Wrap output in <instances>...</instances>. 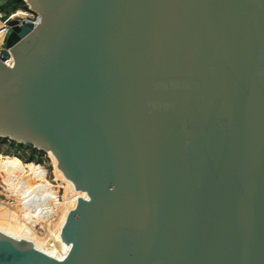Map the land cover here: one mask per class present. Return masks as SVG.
Instances as JSON below:
<instances>
[{
  "label": "water",
  "instance_id": "1",
  "mask_svg": "<svg viewBox=\"0 0 264 264\" xmlns=\"http://www.w3.org/2000/svg\"><path fill=\"white\" fill-rule=\"evenodd\" d=\"M21 1L0 133L110 193L63 260L0 264H264V0Z\"/></svg>",
  "mask_w": 264,
  "mask_h": 264
},
{
  "label": "bare ground",
  "instance_id": "2",
  "mask_svg": "<svg viewBox=\"0 0 264 264\" xmlns=\"http://www.w3.org/2000/svg\"><path fill=\"white\" fill-rule=\"evenodd\" d=\"M24 145L0 133V195L7 201L0 202V235L61 261L88 209L110 192L76 190L56 168L50 152L37 150L49 156L65 187L51 183L41 159L26 163L14 152L25 151Z\"/></svg>",
  "mask_w": 264,
  "mask_h": 264
},
{
  "label": "built area",
  "instance_id": "3",
  "mask_svg": "<svg viewBox=\"0 0 264 264\" xmlns=\"http://www.w3.org/2000/svg\"><path fill=\"white\" fill-rule=\"evenodd\" d=\"M31 20L32 22L37 21V16L32 13L29 9V7L23 3L22 5L18 6V8L11 14H6L2 11H0V60L2 58V53L4 51V40L6 37V34L9 30V24L11 21H18L19 23L25 20ZM5 61H9L5 60ZM4 145H9V143H2ZM10 146V145H9ZM24 148H28L24 146ZM18 153V151H15ZM22 159V158H21ZM35 163H37V159L34 158ZM23 160V159H22ZM24 161V160H23ZM1 182V179H0Z\"/></svg>",
  "mask_w": 264,
  "mask_h": 264
},
{
  "label": "rangeland",
  "instance_id": "4",
  "mask_svg": "<svg viewBox=\"0 0 264 264\" xmlns=\"http://www.w3.org/2000/svg\"><path fill=\"white\" fill-rule=\"evenodd\" d=\"M5 7H7V9L8 10H12V8L11 7H9V6H5ZM3 8V7H2ZM3 12V11H2ZM5 13V12H4ZM9 14V13H8ZM24 146H26V145H24ZM27 147V146H26ZM30 149V148H29ZM24 150L25 151H19L18 152V154H19V156H20V154H22V155H24V157H26V161L24 160V158L23 157H21L26 163H28V162H35L34 160V158H39V159H41L42 160V158L39 156V155H31L30 154V152L28 151V148H24ZM41 151V150H40ZM40 151H38V152H40ZM15 152V151H14ZM44 153V152H43ZM45 155H47L46 153H44ZM47 157H48V159H49V162H50V166H51V169L49 170L45 165V168H46V171H47V178H48V180L51 182V183H53V184H56V185H61V186H63V187H65V183H64V181L61 179V177L57 174V172H55L56 170H55V168L53 167V164H52V161L50 160V158H49V156L47 155ZM42 162H43V160H42ZM44 163V162H43ZM1 183H0V187H1ZM0 202H7L1 195H0Z\"/></svg>",
  "mask_w": 264,
  "mask_h": 264
},
{
  "label": "trees",
  "instance_id": "5",
  "mask_svg": "<svg viewBox=\"0 0 264 264\" xmlns=\"http://www.w3.org/2000/svg\"><path fill=\"white\" fill-rule=\"evenodd\" d=\"M22 4H23V2L21 0H12V2L10 4V6L12 8L11 11L8 10L7 7H3L0 10L3 11V12H5L6 14H8V13L11 14V13H13L18 8V6H20ZM28 151L30 152L31 155H39L42 158V160L44 162V165L49 170L51 169L50 162H49V159H48L47 155H45L43 152H38L35 149H29L28 148ZM20 156L23 157L25 161L27 160L26 157H24V155L20 154Z\"/></svg>",
  "mask_w": 264,
  "mask_h": 264
},
{
  "label": "crops",
  "instance_id": "6",
  "mask_svg": "<svg viewBox=\"0 0 264 264\" xmlns=\"http://www.w3.org/2000/svg\"><path fill=\"white\" fill-rule=\"evenodd\" d=\"M11 2H12V0H0V9H1L2 7H5V6H9V7H11V6H10ZM0 11H1V10H0Z\"/></svg>",
  "mask_w": 264,
  "mask_h": 264
}]
</instances>
